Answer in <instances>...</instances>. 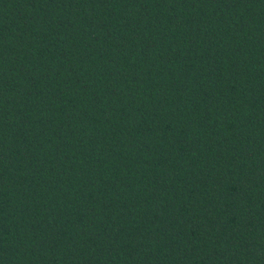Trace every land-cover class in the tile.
I'll list each match as a JSON object with an SVG mask.
<instances>
[{"label":"trees","instance_id":"16d2710c","mask_svg":"<svg viewBox=\"0 0 264 264\" xmlns=\"http://www.w3.org/2000/svg\"><path fill=\"white\" fill-rule=\"evenodd\" d=\"M0 264H264V0H0Z\"/></svg>","mask_w":264,"mask_h":264}]
</instances>
